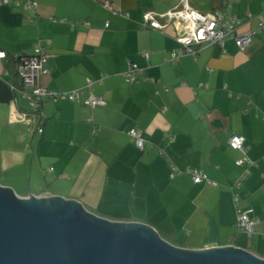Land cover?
<instances>
[{
	"label": "crops",
	"instance_id": "0c3cea01",
	"mask_svg": "<svg viewBox=\"0 0 264 264\" xmlns=\"http://www.w3.org/2000/svg\"><path fill=\"white\" fill-rule=\"evenodd\" d=\"M33 1L35 13L0 9V50L8 55L0 60V187L21 198L78 201L100 218L147 225L180 249L234 247L264 259V34L248 52L229 40L171 63L178 27L161 33L142 20L180 0H141L130 11L122 0ZM226 2L243 32L264 17V0ZM40 40L51 42L50 74L40 83L56 96L43 99L41 123L14 122V106L33 111L11 89L20 85L16 59ZM129 64L142 70L134 84L123 77ZM104 75L94 94L106 105L93 111L87 80ZM76 90L85 92L77 101L60 97ZM131 130L142 133L143 152ZM233 136L245 140L246 153L230 148ZM244 158L255 165L238 167ZM171 165L182 172L173 179ZM187 170L218 186L195 185ZM238 211L259 220L253 237L238 228Z\"/></svg>",
	"mask_w": 264,
	"mask_h": 264
},
{
	"label": "water",
	"instance_id": "95a60500",
	"mask_svg": "<svg viewBox=\"0 0 264 264\" xmlns=\"http://www.w3.org/2000/svg\"><path fill=\"white\" fill-rule=\"evenodd\" d=\"M0 264H264L234 247L177 248L151 227L100 218L73 200L0 187Z\"/></svg>",
	"mask_w": 264,
	"mask_h": 264
},
{
	"label": "built area",
	"instance_id": "2783aa9c",
	"mask_svg": "<svg viewBox=\"0 0 264 264\" xmlns=\"http://www.w3.org/2000/svg\"><path fill=\"white\" fill-rule=\"evenodd\" d=\"M11 3L24 12L35 13L39 8V5L31 0H0V8L8 6ZM230 10L231 6L225 1L221 10L211 13H202L192 6L191 0H180L179 6L164 15H160L153 11L145 12L143 15L142 27L161 33H164L172 25L178 27L176 41L179 48L172 53L171 63H177L187 55L196 56L198 49L206 46L223 44L228 39L233 40L240 51L248 52L255 37L259 34H264V17H261V21L255 30L243 32V23L241 19L233 15ZM127 17H129V15H127ZM251 19L252 18H250L249 21ZM108 26L109 25H107V27ZM6 58L7 54L0 50V60H5ZM145 58L149 60L150 55L145 54ZM49 59L50 56L44 44L39 41L33 46V54H24L17 61V76L20 81V86L11 85V89L15 95H19L26 100L33 110L38 106L41 100L49 96H56L49 93L40 83L41 78L48 77L50 74L48 69ZM141 74L142 70L139 67L129 64L123 77L128 84H134L139 80ZM106 77L107 75H104L98 81L87 80L85 90L88 91V99L86 105L93 111L106 105L102 97L94 94V85L97 82H103ZM165 91L168 92L169 89L166 88ZM84 93V90H76L60 97L74 102L79 100ZM11 119L18 123L30 124L33 122V118L30 115L19 112L15 106L12 109ZM43 132V130H39L40 134H43ZM97 132L98 131H94V135L97 134ZM129 136L136 148L143 152L145 150V140L142 133L137 130H131ZM244 142L245 140L242 137L233 136L230 139L229 146L235 151L246 153ZM236 165L238 167L247 166L249 168L254 166L255 163L251 162L248 158H244L238 160ZM247 169L236 184L237 188L241 187L242 183L246 180L249 174V169ZM186 172L191 176L195 185L206 184L215 187L218 186L199 170H187ZM181 173L182 172L178 168L171 165L172 179ZM234 201L235 204L238 205L240 198L234 196ZM258 224L259 220L253 215L252 211L237 212V226L240 231L249 238L253 237L255 234Z\"/></svg>",
	"mask_w": 264,
	"mask_h": 264
},
{
	"label": "trees",
	"instance_id": "16d2710c",
	"mask_svg": "<svg viewBox=\"0 0 264 264\" xmlns=\"http://www.w3.org/2000/svg\"><path fill=\"white\" fill-rule=\"evenodd\" d=\"M22 1H26V0H22ZM32 2H35V1H33V0H31ZM139 1H141V0H122V8H123V10H125V11H130V10H133V9H135L136 7H137V4H138V2ZM225 1L226 0H210V9L209 10H207V11H200V12H202V13H211V12H215V11H219V10H221L222 8H223V5H224V3H225ZM35 3H37V2H35ZM38 4V3H37ZM5 7H7V8H12V9H15V10H19V11H23V10H21V9H18L16 6H14L12 3L10 4V5H8V6H5ZM4 8V7H3ZM1 9V8H0ZM24 12V11H23ZM34 13V12H33ZM52 22H56V20L55 19H52ZM142 22H143V20H142ZM107 25H109V24H107ZM109 27V26H108ZM152 30V29H151ZM230 39H228V40H226V41H229ZM41 41V40H40ZM225 41V42H226ZM233 41V40H232ZM37 42H39V41H37ZM37 42H35V43H37ZM43 44H44V46H45V48H46V51H47V47L49 46V45H51V42L50 41H41ZM224 42V43H225ZM234 42V41H233ZM223 43V44H224ZM235 43V42H234ZM223 44H220V45H223ZM236 45V44H235ZM239 49V48H238ZM2 51V50H1ZM6 53V52H5ZM48 53V52H47ZM7 54V53H6ZM33 54V53H32ZM28 55V54H27ZM7 57H8V55H7ZM21 57V56H20ZM19 57V58H20ZM19 58H17L16 60L18 61L19 60ZM7 59V58H6ZM12 85V84H11ZM20 86V85H19ZM16 96H19V95H16ZM19 97H21V96H19ZM42 108H43V100H41L40 102H39V104H38V106L32 111V113H30V116L33 118V119H38V121L40 122V116H41V111H42ZM32 109V108H31ZM41 123V122H40Z\"/></svg>",
	"mask_w": 264,
	"mask_h": 264
},
{
	"label": "rangeland",
	"instance_id": "374dc122",
	"mask_svg": "<svg viewBox=\"0 0 264 264\" xmlns=\"http://www.w3.org/2000/svg\"><path fill=\"white\" fill-rule=\"evenodd\" d=\"M192 2L197 6L199 9H207L210 4V0H192ZM179 6V5H178ZM209 9V8H208Z\"/></svg>",
	"mask_w": 264,
	"mask_h": 264
}]
</instances>
